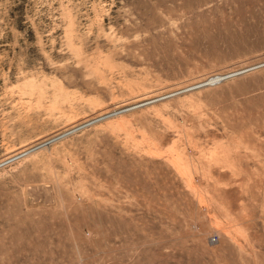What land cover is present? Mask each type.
Instances as JSON below:
<instances>
[{"label": "rangeland", "instance_id": "obj_1", "mask_svg": "<svg viewBox=\"0 0 264 264\" xmlns=\"http://www.w3.org/2000/svg\"><path fill=\"white\" fill-rule=\"evenodd\" d=\"M55 138L0 264H264V0H0V163Z\"/></svg>", "mask_w": 264, "mask_h": 264}, {"label": "bare ground", "instance_id": "obj_2", "mask_svg": "<svg viewBox=\"0 0 264 264\" xmlns=\"http://www.w3.org/2000/svg\"><path fill=\"white\" fill-rule=\"evenodd\" d=\"M248 70H251L250 68L249 69H242V70H238V71H234V72H231V73H229V74H227V75H219V76H215V77H212V78H210V79H207V80H204V81H201V82H198V83H196V84H193V85H191V86H188V87H186V88H184V89H182V90H180V91H178V92H173V93H171V94H169V95H166V96H155V97H152V98H148V97H150V96H152V95H150V96H147V95H149L150 93H148V94H144V96H146V97H144V98H146V99H142V100H140L139 102H137V103H135L134 105H132L131 106V108H129V109H134L135 107H137L139 104H142V105H146V104H149V103H152V102H157L158 100H162V99H164L165 97H168V96H171V95H173V94H178V93H182V92H186V91H189V90H193L194 88H200V87H205L206 85H215L216 83H219L220 81H224L225 79H228V78H230V77H235V76H237V75H239V74H243L244 72H246V71H248ZM128 109V108H127ZM117 111V110H116ZM124 111H126L125 109H123V110H121V112H124ZM129 111V110H128ZM115 111L114 110H112V111H110V112H108V113H106L105 114V118H110V116H113V115H116V114H120L121 112H116V113H114ZM114 113V114H113ZM104 118V117H103ZM102 118H100V120H101ZM95 122H96V120H95ZM90 124H91V122H89ZM89 123H88V125H89ZM92 123H93V121H92ZM87 125V123L84 125V126H86ZM84 126H78V127H76V128H73V129H71V130H69V131H67V132H65L64 134H62V135H60L58 138H60V137H62V136H64V135H68L69 133H73V132H75L76 130H78L79 128H82V127H84ZM58 138H55V139H53V140H49V141H47V142H45L44 144H42V145H40V146H36V147H34V148H31V149H27V150H21L20 152H11L10 154H11V156H10V154H9V156L10 157H8V156H6L7 158H5L1 163H0V166H3V165H5V164H8V163H10V162H12V161H14V160H17V159H19V158H21L22 156H25L26 154H28V153H30V152H32V151H34V150H36V149H38V148H40V147H42V146H44V145H46V144H48V143H50V142H53L54 140H57Z\"/></svg>", "mask_w": 264, "mask_h": 264}, {"label": "built area", "instance_id": "obj_3", "mask_svg": "<svg viewBox=\"0 0 264 264\" xmlns=\"http://www.w3.org/2000/svg\"><path fill=\"white\" fill-rule=\"evenodd\" d=\"M215 240H216V239H215ZM215 240L213 239L212 242H214Z\"/></svg>", "mask_w": 264, "mask_h": 264}]
</instances>
